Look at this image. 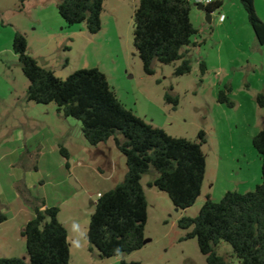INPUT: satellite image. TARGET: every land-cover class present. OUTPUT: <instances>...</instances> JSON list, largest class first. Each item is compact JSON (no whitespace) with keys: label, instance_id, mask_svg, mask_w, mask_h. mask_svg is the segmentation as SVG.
I'll return each instance as SVG.
<instances>
[{"label":"rangeland","instance_id":"rangeland-1","mask_svg":"<svg viewBox=\"0 0 264 264\" xmlns=\"http://www.w3.org/2000/svg\"><path fill=\"white\" fill-rule=\"evenodd\" d=\"M58 3L0 0L1 199L12 188L21 191L28 185L48 207H58V220L68 232L69 264H207L197 240H183L189 231L180 229L178 221L197 217L208 196L218 202L229 191L250 192L262 182V162L252 140L264 129V107L257 101L259 94L264 95V45H258L242 4L225 0L227 22L222 23L216 11L209 24L206 13L192 2L191 20L205 44L190 49L192 72L177 77L180 62H155L154 75L144 72L134 47V14L140 0H104L102 29L95 35L84 23L68 25ZM257 3V14L264 20V0ZM17 33L27 40V54L57 77L66 79L79 70L97 68L107 76L117 98L145 122L174 138L197 141L200 131L207 134L203 146L207 171L201 196L191 208H175L166 193L148 186L151 174L143 177L148 218L141 250L114 258L90 252L91 216L100 195L125 179L126 159L114 139L90 145L82 123L64 117L55 103L27 100L29 81L13 50ZM202 61L207 65L204 76ZM230 86L233 108L218 103L219 92ZM167 94L179 99L176 109L166 102ZM61 146L68 158L61 154ZM46 154L48 163L43 167ZM13 206L9 211L0 208L8 211L1 214L0 253L28 260L21 235L23 218L14 217ZM218 253L230 264H239L228 244L222 242Z\"/></svg>","mask_w":264,"mask_h":264},{"label":"trees","instance_id":"trees-1","mask_svg":"<svg viewBox=\"0 0 264 264\" xmlns=\"http://www.w3.org/2000/svg\"><path fill=\"white\" fill-rule=\"evenodd\" d=\"M22 3L29 0H20ZM258 45H264V21L258 16L255 0H240ZM208 13L217 11V4L205 7ZM104 0H59L58 11L68 25L86 24L90 34L102 29ZM193 10L189 0H140L134 14V47L143 63L144 72L154 75V63L180 65L175 75L192 72L191 48L199 29L191 20ZM24 75L29 81L27 100L37 104L55 103L66 118L82 123L87 142L98 146L114 139L117 149L126 159L125 179L114 189L101 194L91 216L88 241L90 252L100 258L130 255L145 246L148 202L142 185L143 177L151 174L150 188L166 193L175 208L187 210L201 196L207 171L203 146L207 134L200 131L197 141L169 136L135 115L117 98L107 76L97 68L79 70L61 79L27 54V40L17 33L13 41ZM201 75L207 72L200 63ZM226 87L218 94V103L233 108L235 104ZM177 108L179 99L165 96ZM264 107V95L257 97ZM262 162V182L255 190L240 193L229 191L216 202L208 196L197 217L178 221L189 231L183 240L196 239L207 264H230L218 253L222 242L232 248V257L239 264H264V129L252 140ZM61 154L68 158L61 146ZM69 170V163H66ZM58 207L35 208V216L24 226L21 235L26 240L28 260L0 256V264H69L71 251L68 232L58 220ZM3 216L0 215V220ZM5 220V219H4ZM122 264H140L138 262Z\"/></svg>","mask_w":264,"mask_h":264},{"label":"crops","instance_id":"crops-1","mask_svg":"<svg viewBox=\"0 0 264 264\" xmlns=\"http://www.w3.org/2000/svg\"><path fill=\"white\" fill-rule=\"evenodd\" d=\"M235 1L240 2V0H235ZM259 1L262 3V0H259ZM213 2L217 4V7H218L217 12H219L220 15H225L223 13L224 9L226 8L225 0H213ZM257 5H258L257 0H255L256 10H257ZM227 19L228 17L225 15V20L222 23H226ZM199 32L201 33L200 30ZM200 33H199V36H197L199 38H195L194 40L197 44V48H199L202 44H205V40L200 39V36H201ZM53 153L54 152H52V154ZM48 155L49 154H46L43 156L44 159L42 160V163H41L43 167H47L46 165L48 163V158H49ZM68 176H70V173L68 174ZM1 198L2 197H0V208L1 207L3 209L8 208V211H9L10 208L14 207L13 205H15L16 214L14 215V217H18L19 215L21 218H23V223H22L23 228L26 225V223H28L30 220L34 218L36 207H41V210H44L46 207H48L44 197L42 195L34 194L31 187L28 185H25L24 189L21 191H16L15 189L13 190L12 188L11 191L7 193L6 196H4V199H1ZM3 209H0V215L3 212H8V211H5L6 209L5 210ZM2 223L3 222H1L0 224ZM0 256L5 257V258H11V257H8L7 255H4L3 253H0Z\"/></svg>","mask_w":264,"mask_h":264},{"label":"water","instance_id":"water-1","mask_svg":"<svg viewBox=\"0 0 264 264\" xmlns=\"http://www.w3.org/2000/svg\"><path fill=\"white\" fill-rule=\"evenodd\" d=\"M196 6H197L198 10L206 13V21H207V23L211 24L213 13H208L203 4H197ZM71 180H72L73 185H77L73 178H71Z\"/></svg>","mask_w":264,"mask_h":264},{"label":"built area","instance_id":"built-area-1","mask_svg":"<svg viewBox=\"0 0 264 264\" xmlns=\"http://www.w3.org/2000/svg\"><path fill=\"white\" fill-rule=\"evenodd\" d=\"M189 1L196 2L197 4H203L204 7L214 4L213 0H189ZM224 20H225V15H220V21L223 22Z\"/></svg>","mask_w":264,"mask_h":264},{"label":"clouds","instance_id":"clouds-1","mask_svg":"<svg viewBox=\"0 0 264 264\" xmlns=\"http://www.w3.org/2000/svg\"><path fill=\"white\" fill-rule=\"evenodd\" d=\"M77 227L76 225H74V228Z\"/></svg>","mask_w":264,"mask_h":264}]
</instances>
